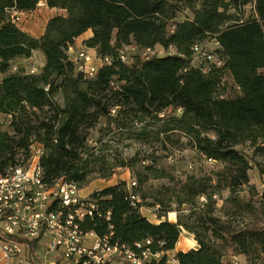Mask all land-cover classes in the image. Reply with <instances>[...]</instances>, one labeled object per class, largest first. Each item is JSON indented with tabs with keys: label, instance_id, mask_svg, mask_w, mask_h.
Masks as SVG:
<instances>
[{
	"label": "trees",
	"instance_id": "16d2710c",
	"mask_svg": "<svg viewBox=\"0 0 264 264\" xmlns=\"http://www.w3.org/2000/svg\"><path fill=\"white\" fill-rule=\"evenodd\" d=\"M41 1L64 13L49 18L36 37L12 14L32 12ZM89 30L84 45L109 59L93 76L69 55ZM208 41L217 43L207 50L212 59L195 55V46ZM131 46L137 52L124 59ZM157 46L175 52L148 53ZM36 51L45 58L39 73L13 70ZM194 56L207 65L196 66ZM263 69L264 0H0V173L25 163L35 143L43 147L49 184L63 178L83 188L129 168L136 185L120 180L93 192L98 211L77 220L84 231L112 233L113 242L128 245L150 239L149 247L165 254L152 264H230V256L253 251L264 259V191L250 176L255 170L264 177L257 158L264 157ZM183 138L218 169L177 179L154 154H109L123 139L156 141L166 152ZM160 179L166 183L152 184ZM225 191L222 220L214 214L215 197ZM132 195L139 197L135 205ZM200 198L205 213L197 212ZM144 206L155 207L159 223L141 212ZM240 214L252 223L237 229L232 219ZM195 223L204 225L202 232ZM183 230L198 247L169 258Z\"/></svg>",
	"mask_w": 264,
	"mask_h": 264
},
{
	"label": "built area",
	"instance_id": "2783aa9c",
	"mask_svg": "<svg viewBox=\"0 0 264 264\" xmlns=\"http://www.w3.org/2000/svg\"><path fill=\"white\" fill-rule=\"evenodd\" d=\"M12 19L17 22L14 15ZM72 50L71 46L72 61L87 76L95 75L109 62L108 58L92 56L86 46L77 52ZM136 52L131 46L130 53ZM195 53L212 59L202 45L195 46ZM42 154L43 147L35 143L25 163L0 173V264H27L38 247L47 254L56 252V264H152L165 255L149 247L150 239L128 245L113 242L112 233L101 237L94 231H84L81 223L67 229L73 215H81L83 220L93 217L98 211L97 203L73 182L59 178L47 183L41 166ZM131 199L133 205L139 201L138 196L132 195ZM167 254L170 258V253Z\"/></svg>",
	"mask_w": 264,
	"mask_h": 264
},
{
	"label": "rangeland",
	"instance_id": "374dc122",
	"mask_svg": "<svg viewBox=\"0 0 264 264\" xmlns=\"http://www.w3.org/2000/svg\"><path fill=\"white\" fill-rule=\"evenodd\" d=\"M249 11V10H248ZM17 20V23L20 25V27H24L28 30L30 34L33 36H37L42 32L44 22L46 19L52 15L50 12V8L47 6L45 3L39 4V8L36 14H20V13H14L13 14ZM82 43L79 44L81 46ZM203 47H205L207 50L214 51L217 47L215 44V41H208L203 44ZM81 48V47H80ZM80 48H78L80 50ZM77 49V51H78ZM137 51V49L135 48ZM76 51V52H77ZM90 51V50H89ZM168 52H174L172 49L169 51H165L162 47L157 46L154 50L149 51V54H157V55H165ZM125 55H128V57H131L130 53V47H127L125 50ZM147 53V54H148ZM90 54L94 57H97L96 54L92 53L90 51ZM43 54L36 51L34 52L33 56L29 59H20L14 62L13 64V70H19V69H25L26 72L29 73H39L41 68H42V61H43ZM193 63L196 66H204L207 65L206 62L200 60L197 58V56H194L193 58ZM264 72V69L262 70ZM2 77V74L0 73V79ZM230 90L227 91L229 94L234 93L233 88L229 87ZM227 93V94H228ZM3 121H8L7 118H2ZM93 135V140L91 142L92 145H94L95 141H97V132L96 130L92 131ZM130 144L129 147H126V144ZM187 140L185 138L182 139V144L175 145V146H170L168 151H163L162 145L159 142L152 141L149 144H141L133 141H128L127 139H123L122 143L119 145V148L117 147L118 145H114L113 149L109 152V154L114 153L115 150H119L120 153H122L123 158H129L134 156L136 153L139 154L140 157H148L152 156L153 154L157 157H159V166H164L167 171L171 172L173 176H175L177 179L183 178L185 175L188 174H195L197 176L201 175H207V174H212L215 170L218 169V166L214 164H210L204 160V158L199 155L198 152L195 150L189 148L187 145ZM257 158L261 160L262 162L264 161V157L261 155H257ZM111 162L113 161V157H110ZM251 176V184H254L256 186L257 190L262 193L264 191V177H260L258 173L255 170H252L250 172ZM128 180L127 182L132 183L135 181L133 178L132 172L130 171L129 168H117L116 173L108 179L104 178H96L94 179L87 187H83V194L91 196L93 192L96 190H101L113 183H116L120 180ZM165 182L166 180L160 179L157 181L152 182V184L159 185L161 183ZM245 193H241V196H244ZM228 197V192H222L220 196H216V208L214 214L216 216H220L222 220H226L228 217L224 216V212L226 211V208L229 207V203H225L224 199ZM151 200H149L150 202ZM206 203L205 198H200L198 199L197 206H199L200 209H198L197 212L205 213L207 210H209V207L203 205ZM223 204H225V208H222ZM188 206L182 207L184 210V214L188 215ZM141 212H143L144 215H146L150 220L152 221H157L158 218L156 216V209L155 207H149V206H144L141 209ZM177 214V213H176ZM252 217L249 216L248 214H240L234 217L232 219V225L235 228H243L252 223ZM171 222H176L172 221L169 219V215L167 218ZM186 221L190 222L188 219H185ZM196 227L198 230L201 232L204 229V225L201 223H195ZM184 232V230H183ZM188 232V231H187ZM189 233V232H188ZM193 235V234H192ZM194 236V235H193ZM192 236V237H193ZM195 239V237H194ZM198 244V243H197ZM55 255V253H53ZM52 254V255H53ZM40 258L42 263L47 259L46 255L44 253L40 254ZM170 258H172V253H170ZM173 259V258H172ZM230 264L234 263H239V264H263L264 259L257 254L256 251L251 252V255H246V254H237L235 256H230L229 259Z\"/></svg>",
	"mask_w": 264,
	"mask_h": 264
},
{
	"label": "crops",
	"instance_id": "0c3cea01",
	"mask_svg": "<svg viewBox=\"0 0 264 264\" xmlns=\"http://www.w3.org/2000/svg\"><path fill=\"white\" fill-rule=\"evenodd\" d=\"M41 3H45L46 4V2L45 1H41L40 2V4ZM38 8H39V5H38V7L36 8V10H34V11H32V12H14V13H20V14H29V13H32V14H36L37 13V11H38ZM50 8V7H49ZM50 12L52 13V15H50L47 19H46V21L44 22V25H43V29H42V32L39 34V35H37L36 37H39L40 35H42V33L44 32V29H45V26H46V23H47V21L49 20V18H51V17H53V16H55V15H58V14H63L64 13V11L63 10H60V9H57V8H50ZM18 26L20 27V25L18 24ZM21 29H23L24 31H27L28 32V30L26 29V28H24V27H20ZM93 35V31H91V30H89V31H87L86 33H84L82 36H80L77 40H76V42H75V44L72 46V51H77V49L78 48H80V47H82V46H85L84 45V41L85 40H87V39H89L91 36ZM80 43H82L81 44V46H79V44ZM216 45H217V43H215ZM79 50V49H78ZM172 50L175 52V49L174 48H172ZM90 51H92V53H94V54H96L97 55V52H96V50H94V49H90ZM38 52H40V51H38ZM41 53V52H40ZM44 57V56H43ZM44 62H45V58H43V61H42V63H41V65H42V67H43V65H44ZM126 180V179H125ZM124 180V181H125ZM126 181H128V180H126ZM117 183V182H116ZM116 183H113V184H116ZM113 184H111V185H113ZM143 213V212H142ZM146 216V215H145ZM147 217V216H146ZM148 218V217H147ZM149 219V218H148ZM150 220V219H149ZM150 221H152V220H150ZM152 222H154V223H159L160 221H152ZM193 235L191 234V233H188L186 230H184V232H182L181 233V236H180V239H179V242L177 243V245H176V249H174V251H172L171 253H172V256L176 253V252H178V251H188V250H190V249H193V248H196L197 249V247H198V244H197V241L194 239V236L192 237ZM43 244H44V242H43ZM36 252H35V254H34V256L32 257V259H29V261H28V263L27 264H56L55 262L57 261V253L56 252H52V253H46L44 250H43V248H40V247H38V248H36V250H35ZM41 253H44V255H46V257H47V259L44 261V263H42V261H41V258H40V254ZM53 253H55V255L53 254ZM53 254V255H52ZM113 264H120V263H118V262H114ZM229 264V263H228Z\"/></svg>",
	"mask_w": 264,
	"mask_h": 264
},
{
	"label": "bare ground",
	"instance_id": "6f19581e",
	"mask_svg": "<svg viewBox=\"0 0 264 264\" xmlns=\"http://www.w3.org/2000/svg\"><path fill=\"white\" fill-rule=\"evenodd\" d=\"M124 55V53H123ZM83 216L81 215H73V222H67V229H74V223H78L77 220L79 218H82Z\"/></svg>",
	"mask_w": 264,
	"mask_h": 264
}]
</instances>
